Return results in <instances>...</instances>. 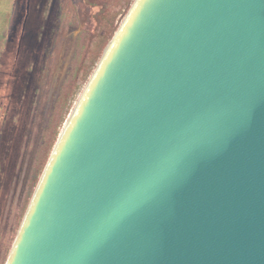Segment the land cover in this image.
<instances>
[{"label":"water","instance_id":"obj_1","mask_svg":"<svg viewBox=\"0 0 264 264\" xmlns=\"http://www.w3.org/2000/svg\"><path fill=\"white\" fill-rule=\"evenodd\" d=\"M7 264H264V0H136Z\"/></svg>","mask_w":264,"mask_h":264},{"label":"rangeland","instance_id":"obj_2","mask_svg":"<svg viewBox=\"0 0 264 264\" xmlns=\"http://www.w3.org/2000/svg\"><path fill=\"white\" fill-rule=\"evenodd\" d=\"M65 1L20 0L26 23L6 41L14 0H0V264H7L22 225L42 134L77 57L79 39L96 26L98 7L72 0L73 12Z\"/></svg>","mask_w":264,"mask_h":264},{"label":"trees","instance_id":"obj_3","mask_svg":"<svg viewBox=\"0 0 264 264\" xmlns=\"http://www.w3.org/2000/svg\"><path fill=\"white\" fill-rule=\"evenodd\" d=\"M136 0H86L99 10L94 14L96 23L92 32H85L79 39L76 59L61 87L60 95L55 104L49 123L42 134V140L37 152L35 176L30 182L29 195L24 201L20 218L25 217L36 188L49 163L59 137L70 117L78 94L94 73V69L101 60L122 22ZM65 7L74 12L72 0L65 1Z\"/></svg>","mask_w":264,"mask_h":264},{"label":"flooded vegetation","instance_id":"obj_4","mask_svg":"<svg viewBox=\"0 0 264 264\" xmlns=\"http://www.w3.org/2000/svg\"><path fill=\"white\" fill-rule=\"evenodd\" d=\"M20 0H14L13 2V12H9V16H8V20H7V24L9 25V22L14 18L13 22H12V26L10 28L9 34L10 36H7L6 41L11 40L12 35L14 36L15 34L18 33V30H20V28L22 26L25 25L26 23V14H27V9L26 7L22 6V10H19L18 4H19ZM25 3V0H24ZM21 26V27H20ZM20 27V28H19ZM27 29V28H26ZM3 44H1V48Z\"/></svg>","mask_w":264,"mask_h":264}]
</instances>
